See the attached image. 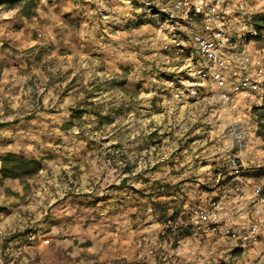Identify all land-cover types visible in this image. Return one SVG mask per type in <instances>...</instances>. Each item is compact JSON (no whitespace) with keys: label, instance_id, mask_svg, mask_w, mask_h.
<instances>
[{"label":"rangeland","instance_id":"374dc122","mask_svg":"<svg viewBox=\"0 0 264 264\" xmlns=\"http://www.w3.org/2000/svg\"><path fill=\"white\" fill-rule=\"evenodd\" d=\"M230 1L247 2L255 11L247 22L228 27L247 37L257 32L249 38V53L255 58L250 78L258 79L254 72L264 69V0ZM96 4L0 0V264H264V214L254 212V189L264 188V83L248 93L229 89L235 101L228 105L219 102L211 85L197 98H177L182 87L172 85L178 74L169 70L171 54L157 45L162 41L156 22L108 36ZM104 49L108 55L100 52ZM131 79L138 81L131 85ZM151 89L157 99H138ZM80 96L86 99L78 105L74 98ZM104 96L122 102L107 104L117 115H108L106 123L117 130L96 129L99 134L90 139L102 143L108 164L95 187L94 178L82 180L75 168L58 172L52 164L59 159L57 146L66 141L56 130L62 106L68 107L63 126L72 137L74 126L88 121L80 113L103 109ZM178 145L222 150L212 169L217 176L193 182L198 189L191 194V183L153 176L157 154ZM10 154L37 162L39 169L19 166L6 175L11 167L4 159ZM86 182L94 186L91 195L78 188ZM225 193L237 219L232 228L247 229L255 217L263 221L257 244L240 248L219 235L174 236L166 227L187 201L192 210Z\"/></svg>","mask_w":264,"mask_h":264},{"label":"built area","instance_id":"2783aa9c","mask_svg":"<svg viewBox=\"0 0 264 264\" xmlns=\"http://www.w3.org/2000/svg\"><path fill=\"white\" fill-rule=\"evenodd\" d=\"M135 11L134 25L145 20L156 22L157 33L164 36L161 51L168 57L169 70L178 74L176 83L181 98H197L210 85L218 92L222 104L235 101L230 93L251 92L264 83V69L254 72L258 79H252L251 67L255 58L249 53L250 37L240 30L230 31V22H247L255 14L247 2L232 3L230 0H126ZM115 33L122 34L127 23L120 22ZM196 31L192 33V29ZM173 54V56H172ZM173 57V58H172ZM173 61V62H172ZM172 63V64H171ZM242 75V78L239 76ZM232 164L237 166V161ZM236 191H240L237 186ZM254 195L258 203L254 207L255 216L264 214V188L257 186ZM228 194L207 207L194 208L168 221L167 228L174 232L202 235H219L227 238L236 247L255 245L263 231V221L254 218L246 231L223 226L221 217L225 210Z\"/></svg>","mask_w":264,"mask_h":264},{"label":"crops","instance_id":"0c3cea01","mask_svg":"<svg viewBox=\"0 0 264 264\" xmlns=\"http://www.w3.org/2000/svg\"><path fill=\"white\" fill-rule=\"evenodd\" d=\"M97 1V10L98 14L101 16V27L103 28V31L108 33V36H113L114 31L119 28V23H127L126 27L131 29L135 15L133 12H135L131 6H129L126 2V0H96ZM90 22H93L96 24V19L94 17H90ZM147 21V20H145ZM142 21V22H145ZM130 22V24H129ZM139 23V24H142ZM96 26V25H95ZM99 26L94 27L93 29H97ZM158 39L160 41L164 40V36H158ZM161 44V43H157ZM98 51V50H97ZM107 50H101L104 55H108ZM132 82L131 85H134L138 81V79H131ZM129 86V84H128ZM157 92L154 91V89H151L150 93L144 94L138 96L139 100H142L144 103L146 102H153L157 96ZM145 97V98H144ZM68 99V98H66ZM78 105L80 103L85 102V97L80 96L78 98H74ZM111 101L108 102V96H104V101L106 105L102 107L103 109H96L93 110H86L82 111L80 114L84 116V118H87L88 121L80 123L78 126H74L73 132L74 134L72 137H69L68 135L69 131L64 127L65 121L68 117L69 112L68 107L62 106V112L59 113L60 119L63 120L61 124H57L56 130L58 131V135H60L62 138H66V141H62V144L58 145V160L57 163L52 164L53 167H57V171L60 170L66 171V169L71 168L76 171H78V175L81 177L82 180L84 178H94L93 184L97 185V183L100 182L101 177L100 175H104L105 172L108 171V164L107 161L102 157L101 155V145L102 143L95 141L91 142L90 139H93V135L103 133V130H117V128H112L114 124L110 122V126H108L109 123H106V118H108V115H111V117H115L117 115L116 110L110 111L108 109L109 104H114L117 102H122V100H119L118 98L111 97ZM122 99V98H120ZM74 100V101H75ZM71 100H67L66 102H70ZM123 101H127V97L123 99ZM113 102V103H112ZM49 103V102H48ZM65 103V100H64ZM95 106L97 105L96 102H94ZM108 104V105H107ZM163 104V103H162ZM164 104H171L174 109H178L179 105L175 102H164ZM83 107V106H82ZM67 109V110H66ZM167 118L172 119L175 115H173L172 112L165 111ZM123 112L118 113L120 117ZM176 114H179L176 113ZM185 111L184 109L181 110L180 115L183 118H185ZM177 116V115H176ZM166 118V116H164ZM96 118H103L104 121H97ZM98 124H103L102 128H96ZM48 127H52L51 124H48ZM99 130L98 131H96ZM120 128L118 127V130ZM187 130V129H186ZM120 143H125L123 139H120ZM105 143V142H104ZM104 145V144H103ZM106 145V144H105ZM104 145V146H105ZM123 148V146H121ZM97 149V150H95ZM222 151L220 148H200L199 145H193L189 148H181V146H172L171 149H169V152L163 151L162 153H158L157 155L160 156V158L156 161V164H158L157 171L153 174L154 179H158L161 182H172V183H179V182H185V185H190V194L192 192H196L198 188H196L192 183L197 182L201 183L206 180H210V177L217 176L216 173L212 169H216V167L219 165V162L221 161L219 155V152ZM62 152V153H61ZM125 152V150H124ZM101 155V157H100ZM122 156V154H121ZM123 160V157L120 159ZM104 169L106 171H104ZM67 174L69 172H66ZM85 181H83L84 183ZM87 184L83 186L82 184L79 185V189L81 190V193H87L91 195L93 193L94 186L91 185L90 182H86ZM189 187V186H187ZM91 190V192L89 191ZM95 191V190H94ZM79 192V193H80ZM192 196V195H191ZM203 197V196H202ZM49 199V198H48ZM170 201L171 199H176L174 196L168 198ZM207 199V197H206ZM51 201V200H50ZM49 201V202H50ZM189 202L187 201L183 208L181 209V212L179 214H171L169 218L177 217L183 213H186L191 210L189 207ZM208 203V201H206ZM206 202L202 203L200 207H207L205 206ZM53 201L49 203V205H52ZM177 205V204H176ZM233 212L229 211V207L227 206V203L225 205V210L221 217V224L223 226H227L232 228L233 220L235 219L232 217ZM237 222V219H235ZM237 224V223H236ZM249 227V226H248ZM234 229V228H233ZM248 229V228H247ZM247 229H241L236 228L235 230L239 231H246ZM181 232H172L174 236L179 234ZM191 234V233H187ZM223 238V237H221Z\"/></svg>","mask_w":264,"mask_h":264},{"label":"trees","instance_id":"16d2710c","mask_svg":"<svg viewBox=\"0 0 264 264\" xmlns=\"http://www.w3.org/2000/svg\"><path fill=\"white\" fill-rule=\"evenodd\" d=\"M262 118H264V115L262 116ZM4 163L8 166H10V170H7V174L6 175H13L12 171L15 170L16 167L19 166H26V168H28V166H33L36 170L39 169V164L37 162L34 161H26L24 158L22 157H16L14 155H7L6 158L4 159Z\"/></svg>","mask_w":264,"mask_h":264}]
</instances>
